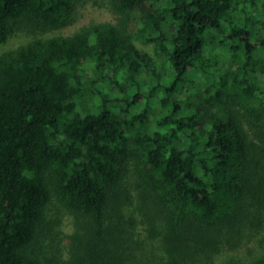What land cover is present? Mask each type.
<instances>
[{
  "label": "trees",
  "instance_id": "1",
  "mask_svg": "<svg viewBox=\"0 0 264 264\" xmlns=\"http://www.w3.org/2000/svg\"><path fill=\"white\" fill-rule=\"evenodd\" d=\"M78 1L0 0V264H264V0Z\"/></svg>",
  "mask_w": 264,
  "mask_h": 264
},
{
  "label": "rangeland",
  "instance_id": "2",
  "mask_svg": "<svg viewBox=\"0 0 264 264\" xmlns=\"http://www.w3.org/2000/svg\"><path fill=\"white\" fill-rule=\"evenodd\" d=\"M108 1H99V3H94V0H79L74 9L75 17L71 24L52 31H48L44 33V36L51 35H68L75 30H77L82 25L88 24L92 21H110L112 20L111 12L108 8ZM34 37L32 34L25 30H18L14 35H12L5 44L0 45V52L4 49L15 47L18 44L25 42ZM130 172L128 173L129 176ZM131 175V174H130ZM127 176V177H128ZM130 176L127 178L130 180ZM60 222L58 224V228L62 232H70L73 228L72 217L69 216L66 212H61L59 214ZM255 232H257L255 230ZM257 234H259L257 232ZM256 234V235H257ZM253 235L249 239H245L236 247H229L227 244H223L220 248V251L215 255L214 261L211 262H203L199 261L196 264H219L224 258L231 256H242L247 255L248 251H253L255 248V236Z\"/></svg>",
  "mask_w": 264,
  "mask_h": 264
}]
</instances>
